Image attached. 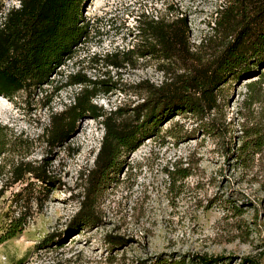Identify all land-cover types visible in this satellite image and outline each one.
<instances>
[{"label":"rangeland","instance_id":"1","mask_svg":"<svg viewBox=\"0 0 264 264\" xmlns=\"http://www.w3.org/2000/svg\"><path fill=\"white\" fill-rule=\"evenodd\" d=\"M19 2L0 0V8ZM225 3L230 2L86 0L83 16L89 34L73 58L53 73L52 82L15 100L0 96V125L6 126L13 144L5 147L9 149L0 161L3 165L45 163L51 176L46 203L32 204L23 231L0 241V264H155L160 257L168 262L193 256L232 257L229 264L235 258L254 256L264 263V146L242 162L236 158L246 129L254 124L260 127L264 120V75L259 90L262 101L247 106L248 83L258 76L230 80L218 89V107L205 119L176 115L136 151L122 156L92 195L95 224L82 231L66 232L82 207L104 129L98 120L82 118L56 147H50L43 134L51 112L64 109L80 89L64 87L71 72L107 80L111 90L95 99L106 109L129 111L142 103L146 95L136 92L139 81L162 84L167 76L153 58L138 57L137 65L119 68L100 57L137 44L151 46L149 36H140L144 29L137 28L139 15L172 20L182 13L194 55L172 66L184 68L185 74L201 64L212 66L228 41L214 24L217 8ZM258 72L264 74V67ZM10 168L1 171L0 236L9 219L18 215L10 204L25 185L11 183ZM49 234L54 240L44 243ZM57 234H62L61 244ZM111 238L119 243L111 245Z\"/></svg>","mask_w":264,"mask_h":264},{"label":"trees","instance_id":"2","mask_svg":"<svg viewBox=\"0 0 264 264\" xmlns=\"http://www.w3.org/2000/svg\"><path fill=\"white\" fill-rule=\"evenodd\" d=\"M19 1L18 6L0 8V96L9 100H15L21 93L29 96L37 87L52 82L53 73L73 58L76 47L89 34V22H85L83 16L86 0ZM229 2L217 8L219 17L214 22L215 29L228 41L212 66L201 64L189 69H194L189 74H185L184 68L172 66L194 55L189 43L187 18L182 13L172 20L157 19L153 15L143 19L139 15L137 28L144 29L140 36H149L151 46L142 48L137 44L126 51L106 52L100 56L109 65L119 68L126 64L137 65L138 57H150L158 61V69L166 74L160 85L147 79L135 84L136 92L146 97L129 111L123 107L106 109L95 102L111 90L107 80H93L82 71L67 75L64 87L80 89L64 109L51 112L50 123L43 132L50 147L62 145L82 118L96 119L104 129L95 168L88 175L86 196L67 233L82 231L95 224L97 216L92 195L103 185L110 170L117 167L121 157L136 151L147 139L157 135L164 122L180 114L205 119L218 107V89L230 80L245 76H258L248 83L247 106L262 101L259 90L264 74L258 71L264 67V0ZM96 56L94 54L92 58ZM212 123L207 122V125ZM254 125L250 130L246 129V139L236 151L238 161L242 162L249 153L260 152L264 146V120L260 127ZM209 132L214 130L209 128ZM8 135L6 126L0 125V158L9 149L5 147L13 145ZM251 138L253 142H250ZM0 164V179L4 177L2 167L8 165L11 183L25 184L12 198L10 206L19 212L9 219L1 233L0 241H6L23 231L32 204L42 207L46 203L51 193V176L45 163L37 166L29 161H19L3 165L0 161ZM61 236L57 234L59 244L64 240ZM52 237L49 234L42 241L47 243ZM118 241L108 240L113 246ZM230 259L233 258L193 256L167 262L160 257L155 264H229ZM232 264L264 263L254 256H242L235 258Z\"/></svg>","mask_w":264,"mask_h":264}]
</instances>
